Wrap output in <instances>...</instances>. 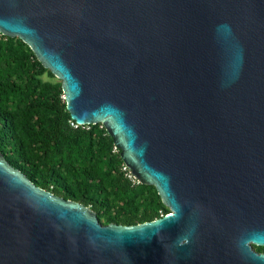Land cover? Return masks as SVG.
Masks as SVG:
<instances>
[{"label":"water","instance_id":"obj_1","mask_svg":"<svg viewBox=\"0 0 264 264\" xmlns=\"http://www.w3.org/2000/svg\"><path fill=\"white\" fill-rule=\"evenodd\" d=\"M171 213L100 223L0 152V264H264V0H0Z\"/></svg>","mask_w":264,"mask_h":264},{"label":"trees","instance_id":"obj_2","mask_svg":"<svg viewBox=\"0 0 264 264\" xmlns=\"http://www.w3.org/2000/svg\"><path fill=\"white\" fill-rule=\"evenodd\" d=\"M73 122L62 82L25 42L0 34V152L9 164L38 187L90 208L105 226L171 213L155 186L134 179L102 123Z\"/></svg>","mask_w":264,"mask_h":264},{"label":"built area","instance_id":"obj_3","mask_svg":"<svg viewBox=\"0 0 264 264\" xmlns=\"http://www.w3.org/2000/svg\"><path fill=\"white\" fill-rule=\"evenodd\" d=\"M72 125H73L74 127H78V124L75 123V122H73ZM130 177H132V176H130ZM134 179H135V178H134Z\"/></svg>","mask_w":264,"mask_h":264}]
</instances>
